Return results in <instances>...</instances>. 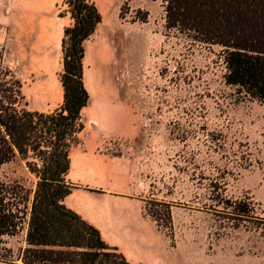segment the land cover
I'll return each mask as SVG.
<instances>
[{
  "label": "rangeland",
  "instance_id": "374dc122",
  "mask_svg": "<svg viewBox=\"0 0 264 264\" xmlns=\"http://www.w3.org/2000/svg\"><path fill=\"white\" fill-rule=\"evenodd\" d=\"M35 1L43 26L31 24L33 0H0V49L28 108L53 111L63 102L62 42L74 20L68 0ZM92 1L103 18L85 41L94 95L80 139L115 144L108 154L126 160L146 215L159 210L168 255L154 264H264V102L227 84L221 47L166 27L165 0ZM2 171L35 189L19 156ZM24 237L1 246L17 259Z\"/></svg>",
  "mask_w": 264,
  "mask_h": 264
},
{
  "label": "trees",
  "instance_id": "16d2710c",
  "mask_svg": "<svg viewBox=\"0 0 264 264\" xmlns=\"http://www.w3.org/2000/svg\"><path fill=\"white\" fill-rule=\"evenodd\" d=\"M165 1L166 27L196 44L221 47L227 84L264 102V0ZM67 3L74 23L64 30V94L58 108H28L23 83L0 49V261L143 264L130 261L103 239L97 227L64 203L77 187L66 176L72 146L80 142L86 126L83 111L91 103L85 80V41L103 18L92 0ZM18 156L35 175V189L4 175L3 166ZM158 213L154 210L152 218L160 226ZM21 234L26 245L19 248L16 259L13 249L1 245Z\"/></svg>",
  "mask_w": 264,
  "mask_h": 264
},
{
  "label": "crops",
  "instance_id": "0c3cea01",
  "mask_svg": "<svg viewBox=\"0 0 264 264\" xmlns=\"http://www.w3.org/2000/svg\"><path fill=\"white\" fill-rule=\"evenodd\" d=\"M41 2L44 7L49 4L48 0ZM37 4L33 0L30 21L33 26L40 23L43 26L47 21L36 23V13L43 7ZM90 93L93 98L94 93ZM86 129L87 125L83 131ZM97 142L85 137L72 146L71 167L66 177L77 187L65 197V205L97 227L103 239L117 246L130 261L143 264L165 261L166 236L157 222L146 215V199L135 193L136 184L126 160L121 155L100 153Z\"/></svg>",
  "mask_w": 264,
  "mask_h": 264
},
{
  "label": "built area",
  "instance_id": "2783aa9c",
  "mask_svg": "<svg viewBox=\"0 0 264 264\" xmlns=\"http://www.w3.org/2000/svg\"><path fill=\"white\" fill-rule=\"evenodd\" d=\"M97 149L100 153L108 154L115 150V144H113L112 142L107 145L100 144Z\"/></svg>",
  "mask_w": 264,
  "mask_h": 264
}]
</instances>
